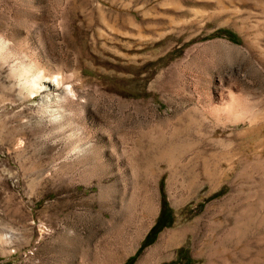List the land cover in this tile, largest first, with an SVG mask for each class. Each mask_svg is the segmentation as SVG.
Listing matches in <instances>:
<instances>
[{
	"label": "rangeland",
	"instance_id": "obj_1",
	"mask_svg": "<svg viewBox=\"0 0 264 264\" xmlns=\"http://www.w3.org/2000/svg\"><path fill=\"white\" fill-rule=\"evenodd\" d=\"M128 259L264 264V0H0V264Z\"/></svg>",
	"mask_w": 264,
	"mask_h": 264
},
{
	"label": "trees",
	"instance_id": "obj_2",
	"mask_svg": "<svg viewBox=\"0 0 264 264\" xmlns=\"http://www.w3.org/2000/svg\"><path fill=\"white\" fill-rule=\"evenodd\" d=\"M161 190H163L162 187ZM162 197H163L162 207L159 211L156 221L145 235L140 248L152 243L155 237L157 236L158 232L161 231L165 226L170 225L172 222L171 209L169 208L167 201L164 198L163 192H162ZM130 261L131 259L130 260L128 259L125 264H130Z\"/></svg>",
	"mask_w": 264,
	"mask_h": 264
},
{
	"label": "bare ground",
	"instance_id": "obj_3",
	"mask_svg": "<svg viewBox=\"0 0 264 264\" xmlns=\"http://www.w3.org/2000/svg\"><path fill=\"white\" fill-rule=\"evenodd\" d=\"M36 72H38L39 74L33 77H30V75L27 74L22 75L25 78L24 84L31 93L37 92L38 89L42 87V79L44 78V75L39 70H37Z\"/></svg>",
	"mask_w": 264,
	"mask_h": 264
}]
</instances>
